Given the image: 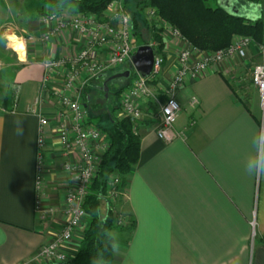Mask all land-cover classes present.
I'll return each instance as SVG.
<instances>
[{
    "label": "crops",
    "instance_id": "crops-1",
    "mask_svg": "<svg viewBox=\"0 0 264 264\" xmlns=\"http://www.w3.org/2000/svg\"><path fill=\"white\" fill-rule=\"evenodd\" d=\"M50 8L44 0H0V49L11 48L3 37L13 33L23 38L26 49L24 59L11 48L14 61L6 67L0 62V80L14 86L0 100V264L44 263L40 249L62 228V208L73 178L63 164L78 160L77 154L67 158L62 153L58 108L41 92V81L45 59L71 57L86 39L63 30L46 40L45 32L55 24L44 21ZM77 11L73 3L57 10ZM247 15L253 19L260 12ZM164 36L166 60L155 84L158 89L168 84L179 66L180 50L188 46L169 31ZM252 52L262 58L257 46ZM200 57L195 52L192 59ZM237 59L211 65L178 89L181 112L172 141L159 139L151 121L140 123L139 161L128 175L122 202L112 206L127 219L112 231V264H264V107L257 89L242 82L245 67ZM120 71L100 77L107 84ZM8 95L12 100L6 109ZM41 95L44 100L37 105ZM94 96L88 94V101ZM193 96L199 99L194 107ZM118 106L112 113L107 107L106 113L116 118ZM41 116L51 122L37 188ZM37 199L55 209L47 220L38 216ZM107 203L102 205L104 215ZM87 226L88 220L79 231ZM82 239L77 235L66 243L70 259Z\"/></svg>",
    "mask_w": 264,
    "mask_h": 264
},
{
    "label": "built area",
    "instance_id": "built-area-1",
    "mask_svg": "<svg viewBox=\"0 0 264 264\" xmlns=\"http://www.w3.org/2000/svg\"><path fill=\"white\" fill-rule=\"evenodd\" d=\"M151 21H162L157 27L163 32L187 43L179 52V66L168 84L157 90L155 84L165 65L164 56L155 51V60L149 77L138 73L131 85L120 96L118 121L129 119L133 124L135 134L142 136L140 123L145 120L152 122L159 139L172 141L176 136L175 123L181 112V105L177 99V91L186 79H198L211 65L222 64L234 58H245L247 51L254 45L251 36H241L236 43L218 51H202L192 45L182 36L180 31L167 25L158 10L151 7L147 11ZM45 22H54L45 32L44 38L51 39L59 31L72 30L85 37L86 45L75 55L68 58H47L44 61L45 73L41 81V92L52 98L58 108V139L62 153L67 156L77 154L76 162L66 161L63 165L71 174L72 183L66 193L62 214L64 223L60 231L39 252V258L44 263H64L71 260L65 251L66 243L76 240V236L83 238L84 232L80 227L89 219L84 203L90 193L98 173L103 155L110 149L112 141L107 131L91 121L86 103L82 99V91L92 79L105 75L120 66L132 64L135 53L132 17L127 12L126 0H112L102 12H75L49 13L44 16ZM164 22V23H163ZM263 61L255 65L252 74V83L257 89L262 107H264V42L259 47ZM201 55L192 59L193 53ZM57 79L61 80L59 84ZM166 99L161 101V95ZM44 100L39 96L35 103L38 105ZM190 104L194 107L199 104L196 96L191 97ZM155 109H157L155 111ZM51 119L40 117V132L37 140L38 164L37 188L41 186L43 174V148L45 146L46 130ZM264 137V130H263ZM119 183V176H111L110 188L105 199L116 203L119 195H125V190L114 187ZM41 220H47L54 214V207H43L39 199L36 206ZM117 223L127 222L126 216L114 208ZM85 229V228H84ZM21 264H29L27 262Z\"/></svg>",
    "mask_w": 264,
    "mask_h": 264
},
{
    "label": "trees",
    "instance_id": "trees-1",
    "mask_svg": "<svg viewBox=\"0 0 264 264\" xmlns=\"http://www.w3.org/2000/svg\"><path fill=\"white\" fill-rule=\"evenodd\" d=\"M46 1L55 10H58L59 6L73 3L80 12L97 13L102 12L112 0ZM208 1L142 0L141 2L139 1V4H141L142 8H146L147 6L156 8L164 21L169 22L174 28L178 29L190 45L202 51L213 52L225 49L229 46L235 34L251 36L258 44L263 43L264 0H244L259 8L260 15L253 19L241 12L229 0H223L225 6L215 8L210 6ZM134 18L137 21L136 14H134ZM136 25L137 23H135ZM159 41L161 42V39ZM164 47V42L155 47L157 54L161 53ZM103 79L105 80V78L98 77L97 80ZM123 79L127 80L128 77ZM129 86L119 88L115 94L121 96V93ZM93 87L96 89L94 91L96 99H94L95 97H91V101L96 100L97 108L100 98L97 86ZM11 100V95L5 98L4 104L6 105H4V108L8 109L11 107L9 106ZM114 106L111 109V113L116 110ZM89 114L92 115L91 113ZM99 117L101 119L107 117L108 120L113 122L112 128L103 124V128L112 135L110 137L112 145L103 155L98 173L85 200L84 208L89 215L88 226L84 230L83 239L78 250L75 251L74 257L68 264H112L115 243L114 238H112V231L118 226V223L116 216L112 213V206L115 203L113 204L109 200H106L105 195L111 187L110 182L113 174L119 176V183L114 188L120 191L126 189L128 175L133 165L137 164L140 158L141 136L135 134L131 121L129 119L118 121L114 117L111 118L107 113L105 115L101 114ZM116 130H118L119 134H117ZM122 199L123 195H119L117 201L122 202ZM104 203H107L109 207V212L106 215H102L101 213ZM131 224L134 225V222Z\"/></svg>",
    "mask_w": 264,
    "mask_h": 264
},
{
    "label": "rangeland",
    "instance_id": "rangeland-1",
    "mask_svg": "<svg viewBox=\"0 0 264 264\" xmlns=\"http://www.w3.org/2000/svg\"><path fill=\"white\" fill-rule=\"evenodd\" d=\"M139 1L141 2L142 0H126V9H127V12H129V14L131 15L132 22H133V33H134V37H133L134 39L133 40H134L135 51L137 50V48L139 46L144 45V44H149L151 46L153 45L155 48V47H158V45L160 43L164 42V45L166 46V43L164 41L165 31L163 32L160 28L157 27L158 25H160L162 23V21H160V20H158L157 22H155L154 20L150 21L147 17V11L151 8V6H147L146 8H142V6H140L141 4H139ZM229 1L234 6H236L241 12H243L245 14H248L251 11H256V10L259 11L258 7H256L253 4L247 3L244 0H229ZM44 2L49 4V2H47L46 0H44ZM127 3H128V6H127ZM208 4L214 8L218 7V6H225V2L223 0H209ZM55 12H57V10H55V8H53L51 6V8L44 13V16L49 14V13L52 14ZM77 12H79V11H77ZM134 14L137 15V18H136L137 21L134 18ZM135 23H137L136 26H135ZM166 24L171 25V24H169V22H167ZM155 29H157V30H155ZM241 36H247V35L235 34L233 36L230 44L236 43L239 40V37H241ZM173 37H175V36H173ZM175 38H177V37H175ZM160 39H161V42L159 41ZM263 42H264V40H263ZM260 45H261V43L258 44V42H256L254 40V45L251 48H249V50L247 51V55L244 56L245 58L238 57V59H237L238 63L240 62L239 65L245 67V72H244L242 82L245 83L246 88H248V89H252L255 87L253 85V83L251 82L252 81L253 68H255V65L260 64L262 62V58H261L260 54L257 56L252 55V53H253L252 48L255 46H257L259 48ZM1 46H3L2 43H1ZM0 51H2V53H1L2 55H0V60H1L0 62H2L3 67H4V65H5V67L7 66L6 65L7 62L14 61L15 53L11 48H9V49H3L2 48V50L0 49ZM164 51H165V47L163 48L162 52L160 53L163 56H165ZM165 58H166V56H165ZM4 69H6V68H4ZM116 70H121L120 74L121 73L123 74L126 71L130 70L131 75L128 77L127 80H124V79L119 80L118 77L115 78L113 81L106 84V86H107L106 88H108L107 90H105V85H104L105 80L104 79L103 80H97L98 78L92 79L84 88H82L83 89L82 99L86 103V107H87L88 112L91 113L92 116H94L97 123L99 124L98 126H100L104 131H105V129L100 125V122L102 124L108 126V127H111V128L113 126V122L108 120L107 117H104L101 119L99 117V115H101V114L105 115L107 112V107L112 108L116 104H119L118 107H120V100H119L120 96L115 94L116 91H118L119 88H122L123 86L127 87V85H131L132 79L138 74V72L136 71V69L133 67L132 64L120 66L118 69L113 70L110 76H113ZM95 85L98 88V94H99V98H100V100H99L100 103L98 104L97 108H96V103H95L96 100L95 101H93V100L88 101V98H87L88 94L95 95L94 91L96 89H95V87H93ZM9 88H11V89H9ZM13 88H14V86H12V85L10 86V84H6V83L4 84V82H2L0 80V100H1V95H3L5 92L9 93V91H12ZM90 89L94 90V91L90 92L89 91ZM157 90H159V89L157 88ZM106 94H107V96H106ZM159 98H161V101H164L166 99V96L164 94H162L161 97H159ZM94 99H96V97ZM156 110L157 109H155V111ZM107 134H108L109 138L112 137V135L109 132H107ZM103 205H105V204H103ZM101 213L104 215V207H102Z\"/></svg>",
    "mask_w": 264,
    "mask_h": 264
},
{
    "label": "water",
    "instance_id": "water-1",
    "mask_svg": "<svg viewBox=\"0 0 264 264\" xmlns=\"http://www.w3.org/2000/svg\"><path fill=\"white\" fill-rule=\"evenodd\" d=\"M155 60V51L154 48L149 44L141 45L137 48L134 55L132 56V65L136 69L138 73H140L143 77H149ZM131 73L130 70L126 71L125 73L117 74L115 76H129ZM105 90L106 88V83ZM107 96V94H106ZM56 264H64V263H56Z\"/></svg>",
    "mask_w": 264,
    "mask_h": 264
},
{
    "label": "clouds",
    "instance_id": "clouds-1",
    "mask_svg": "<svg viewBox=\"0 0 264 264\" xmlns=\"http://www.w3.org/2000/svg\"><path fill=\"white\" fill-rule=\"evenodd\" d=\"M3 39L7 40L8 42L7 46L11 47L15 52H17L18 56L21 59L25 58L26 49L22 37H19L13 33L11 35L5 34Z\"/></svg>",
    "mask_w": 264,
    "mask_h": 264
},
{
    "label": "flooded vegetation",
    "instance_id": "flooded-vegetation-1",
    "mask_svg": "<svg viewBox=\"0 0 264 264\" xmlns=\"http://www.w3.org/2000/svg\"><path fill=\"white\" fill-rule=\"evenodd\" d=\"M130 75H131V74H130ZM130 75H129V76H130ZM117 77L119 78V80H123V78H124L125 76H121V75H120V76H117ZM117 77H116V78H117Z\"/></svg>",
    "mask_w": 264,
    "mask_h": 264
}]
</instances>
